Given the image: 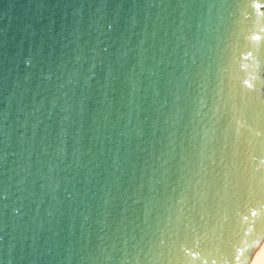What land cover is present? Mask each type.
<instances>
[{
  "label": "water",
  "instance_id": "95a60500",
  "mask_svg": "<svg viewBox=\"0 0 264 264\" xmlns=\"http://www.w3.org/2000/svg\"><path fill=\"white\" fill-rule=\"evenodd\" d=\"M255 2L0 0V264L250 263Z\"/></svg>",
  "mask_w": 264,
  "mask_h": 264
},
{
  "label": "bare ground",
  "instance_id": "6f19581e",
  "mask_svg": "<svg viewBox=\"0 0 264 264\" xmlns=\"http://www.w3.org/2000/svg\"><path fill=\"white\" fill-rule=\"evenodd\" d=\"M262 252H264V241L261 244V246L257 248V250H256V252H255V254H254V256H253V258L249 264H253V259L258 257Z\"/></svg>",
  "mask_w": 264,
  "mask_h": 264
},
{
  "label": "clouds",
  "instance_id": "9594fccd",
  "mask_svg": "<svg viewBox=\"0 0 264 264\" xmlns=\"http://www.w3.org/2000/svg\"><path fill=\"white\" fill-rule=\"evenodd\" d=\"M253 264H264V252H262L258 257L253 259Z\"/></svg>",
  "mask_w": 264,
  "mask_h": 264
},
{
  "label": "snow or ice",
  "instance_id": "6c2138e0",
  "mask_svg": "<svg viewBox=\"0 0 264 264\" xmlns=\"http://www.w3.org/2000/svg\"><path fill=\"white\" fill-rule=\"evenodd\" d=\"M254 7L257 8V9H260L261 7H264V4H261V3L259 2V0H256V2H255V4H254ZM252 215L255 216L256 213L253 212Z\"/></svg>",
  "mask_w": 264,
  "mask_h": 264
}]
</instances>
